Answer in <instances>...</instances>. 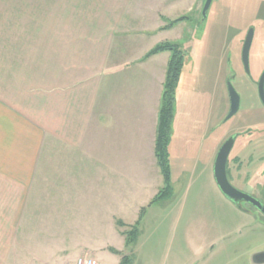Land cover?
<instances>
[{"label":"crops","instance_id":"obj_1","mask_svg":"<svg viewBox=\"0 0 264 264\" xmlns=\"http://www.w3.org/2000/svg\"><path fill=\"white\" fill-rule=\"evenodd\" d=\"M199 1L0 9V264H63L55 261L63 248L66 264L111 249L125 255L123 232L164 186L155 138L169 53L144 57L200 22ZM185 11L189 19L164 38L179 25L163 30L165 20ZM178 136L171 129L169 160ZM38 246L57 250L47 260Z\"/></svg>","mask_w":264,"mask_h":264},{"label":"rangeland","instance_id":"obj_2","mask_svg":"<svg viewBox=\"0 0 264 264\" xmlns=\"http://www.w3.org/2000/svg\"><path fill=\"white\" fill-rule=\"evenodd\" d=\"M8 1L33 0H0V9ZM202 3L199 1V9ZM181 27L179 24L164 38L170 39ZM250 28L254 37L247 75L241 52ZM185 33L175 41L181 45L185 61L175 96L172 130L179 136L169 160L171 192L146 208L137 241L124 252L132 256V264H264V260L256 261L258 255H264V214L246 202L240 207L247 212L238 209L213 178L214 156L234 133L263 129L261 136L253 134L249 140L240 137L229 159L264 161V108L257 93L264 69V0H214L206 20L191 23L189 33ZM232 78L239 109L223 122L230 109L226 82ZM230 166L235 170L233 163ZM247 183L264 191V179L250 176ZM254 198L264 207V193ZM44 243L39 240V244ZM51 248L47 253L35 247L47 260L57 250ZM68 248L74 258V248ZM63 250L55 261L66 264L67 259H59ZM97 264H118V257L106 251L99 254Z\"/></svg>","mask_w":264,"mask_h":264},{"label":"trees","instance_id":"obj_3","mask_svg":"<svg viewBox=\"0 0 264 264\" xmlns=\"http://www.w3.org/2000/svg\"><path fill=\"white\" fill-rule=\"evenodd\" d=\"M188 19V16H181L174 20H165L166 26H164L162 29H172L178 24L187 21ZM163 52L169 53V59L160 98L155 138V156L164 179V186L157 195L155 201L164 199L171 192V169L169 164L168 148L170 144L172 123L175 115V96L185 61L183 49L178 42H164L158 44L145 55L144 59L146 60ZM143 212L144 211L141 212L139 220L136 222V224L129 230L123 232V235L125 236V248H130L137 241L139 234L138 225L143 217ZM117 225L122 227L123 223L118 222ZM111 252L121 257L119 264H132L131 255H123L113 249H111Z\"/></svg>","mask_w":264,"mask_h":264},{"label":"water","instance_id":"obj_4","mask_svg":"<svg viewBox=\"0 0 264 264\" xmlns=\"http://www.w3.org/2000/svg\"><path fill=\"white\" fill-rule=\"evenodd\" d=\"M214 0H205L203 7L200 12L201 20L200 22H204L207 18V11L210 8L211 3ZM254 35L253 28H250L246 34L245 40L243 42L242 46V52H241V60L242 64L245 69V73L249 75V51L250 46L252 43ZM232 79H228L226 82L227 87V93L230 103V109L227 114V116L224 119V122L231 119L238 111L240 99L239 95L235 91L232 83ZM257 93L258 98L262 106L264 107V71L261 74L258 83H257ZM234 139L231 137L227 139L219 148L217 155L215 157L214 166H213V178L215 181L216 186L220 190V192L228 199L230 200L234 205H240L242 202L250 203L253 206H255L258 210H260L262 213H264V207L261 205L260 202H258L256 199L243 194L239 192L238 190L234 189L228 182L227 176H226V163L227 159L230 155V152L233 148ZM264 260V255H258L256 257V261Z\"/></svg>","mask_w":264,"mask_h":264},{"label":"flooded vegetation","instance_id":"obj_5","mask_svg":"<svg viewBox=\"0 0 264 264\" xmlns=\"http://www.w3.org/2000/svg\"><path fill=\"white\" fill-rule=\"evenodd\" d=\"M246 34H247V32H246ZM245 37H246V35H245ZM253 37H254V35H253ZM252 41H253V39H252ZM249 53H250V51H249ZM263 71H264V69L262 70L261 74L263 73ZM261 74H260V76H261ZM262 130L263 129H257L256 130L257 133L255 131L253 132V129H250L249 131L246 130L244 132L234 133L233 135H230L227 139H229L231 137L234 139V144H233V148H234L237 140H240V137H243L244 139L249 140V139L253 138L254 136H257V135L261 136L263 134ZM253 134H254V136H253ZM233 148H232V150H233ZM230 155H231V152H230ZM230 155H229V157H230ZM229 157H228L227 163H226V176H227V180H228L229 184L234 189H236L239 192L246 194L252 198L256 197L257 195H262L264 193V191L259 190L258 188H253V187L250 188L247 181H248L250 176L255 177V178L264 179V161H263V159H261V158H259V159L247 158L245 160L244 159L242 160V159L237 157L236 159H233V161H231L229 159ZM254 160L258 161L257 164L253 163ZM231 163H233L235 165V170L233 168H231V166H230ZM254 199H256V198H254ZM248 204H250V203H248ZM240 205H235V206L238 207V209H242L240 207ZM250 205H252V204H250ZM253 207H255V206H253ZM242 211L245 212L246 210L242 209ZM262 214H264V213H262Z\"/></svg>","mask_w":264,"mask_h":264},{"label":"built area","instance_id":"obj_6","mask_svg":"<svg viewBox=\"0 0 264 264\" xmlns=\"http://www.w3.org/2000/svg\"><path fill=\"white\" fill-rule=\"evenodd\" d=\"M75 264H97L95 260L91 258H79L75 261Z\"/></svg>","mask_w":264,"mask_h":264}]
</instances>
